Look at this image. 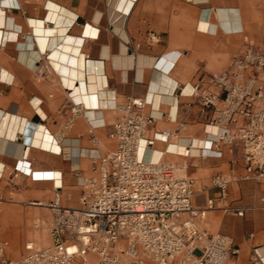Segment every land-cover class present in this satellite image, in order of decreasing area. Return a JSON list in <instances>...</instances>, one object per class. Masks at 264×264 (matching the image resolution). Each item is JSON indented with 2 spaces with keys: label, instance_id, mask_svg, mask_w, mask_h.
<instances>
[{
  "label": "crops",
  "instance_id": "0c3cea01",
  "mask_svg": "<svg viewBox=\"0 0 264 264\" xmlns=\"http://www.w3.org/2000/svg\"><path fill=\"white\" fill-rule=\"evenodd\" d=\"M248 47L264 52V0H0V202L51 200L58 188L66 205L79 206L78 174L91 172L92 138L100 149L114 146L117 105L134 95L156 116L149 136L180 128L177 139L158 133L143 155L186 161L204 204L217 191L212 176L233 167V153H198L209 137L208 112L187 89L175 92L182 83L208 82ZM49 53V75L40 78L37 63ZM77 103L80 112L60 134ZM188 144L192 156L183 153ZM242 171L241 161L228 200L250 206L260 202L263 184L240 179ZM209 212L210 230L240 244L236 264H264V205L244 216Z\"/></svg>",
  "mask_w": 264,
  "mask_h": 264
},
{
  "label": "built area",
  "instance_id": "2783aa9c",
  "mask_svg": "<svg viewBox=\"0 0 264 264\" xmlns=\"http://www.w3.org/2000/svg\"><path fill=\"white\" fill-rule=\"evenodd\" d=\"M46 58L50 60L46 55L36 66L40 78L49 75ZM178 88L175 95L187 89L186 95L208 112L204 131L209 137L206 145L197 147L198 153L222 156L225 149L233 153V167L211 178L217 189L214 196L204 204L197 202L202 188L187 173L188 163L144 157L158 133L177 139L180 128L160 129L149 136L156 119L150 102L128 95L117 105L120 116L109 133L114 146L104 151L97 137L92 138L91 173L78 174L81 204H64L58 188L48 203L31 201L52 210L51 242L40 246L28 239L22 255L14 258L8 253L9 239L0 237V264H236L241 250L236 238L202 222L212 209L244 216L248 209L264 205V52L248 47L208 82H187ZM80 110V104L73 105V115L60 134ZM191 148L186 145L184 155L192 156ZM241 161L239 178L263 184L260 202L250 206L228 200L232 170ZM253 260L258 259L253 255Z\"/></svg>",
  "mask_w": 264,
  "mask_h": 264
},
{
  "label": "rangeland",
  "instance_id": "374dc122",
  "mask_svg": "<svg viewBox=\"0 0 264 264\" xmlns=\"http://www.w3.org/2000/svg\"><path fill=\"white\" fill-rule=\"evenodd\" d=\"M112 147H103L102 150H108ZM90 167H92L90 163ZM89 172L88 174H90ZM86 174V175H88ZM48 203L49 200H43ZM62 202L63 197H62ZM65 204V203H64ZM212 217L208 213L205 225L210 227L208 220ZM40 218L43 220V229L45 230V237L50 238V228L52 225L53 214L48 205L34 204L29 201L25 202H0V237L8 238L10 246L8 253L11 257L18 258L24 251V245L28 239L36 241L37 245L40 244L37 236L41 225ZM216 231V230H213ZM43 237V238H45Z\"/></svg>",
  "mask_w": 264,
  "mask_h": 264
},
{
  "label": "bare ground",
  "instance_id": "6f19581e",
  "mask_svg": "<svg viewBox=\"0 0 264 264\" xmlns=\"http://www.w3.org/2000/svg\"><path fill=\"white\" fill-rule=\"evenodd\" d=\"M42 40V39H41ZM44 40V39H43ZM42 42H44V41H42ZM49 56H50V53L48 54ZM46 57V56H45ZM47 59V58H46ZM51 60V59H50ZM50 60L49 59H47V61L50 63ZM72 85H73V83H71ZM74 85H76L75 83H74ZM96 86V85H95ZM74 87V86H73ZM78 87V86H77ZM76 88V87H75ZM79 88V87H78ZM81 95H84V93H82ZM90 98V97H89ZM86 99V98H85ZM82 100H83V98H82ZM91 102V101H90ZM82 105H83V103H82ZM44 129V128H43ZM48 136V135H47ZM55 136V135H54ZM52 137H53V135H52ZM51 137V138H52ZM56 137H57V135H56ZM56 139V138H55ZM197 148V147H196ZM198 150V149H197ZM145 157V156H144ZM146 158V157H145ZM146 159H149V158H146ZM170 161H172V160H170ZM183 164H187V162L186 161H183L182 162ZM41 173L42 172H40V171H38L36 174H40L41 175ZM52 173L55 175V172L54 171H52ZM46 174V173H45ZM48 175V174H47ZM48 176H50V175H48ZM82 180V179H81ZM40 221H41V225L40 224H38V226L39 227H41L40 228V230H38L37 232L39 233V236H37V239L39 240V242H41L40 244H42V245H48V244H50V242H51V238H48V237H45V230L43 229V220H42V218H40ZM50 235V234H49ZM43 237H45V238H43ZM35 241V240H34ZM36 242V241H35Z\"/></svg>",
  "mask_w": 264,
  "mask_h": 264
}]
</instances>
